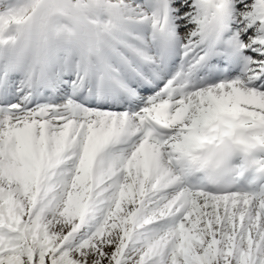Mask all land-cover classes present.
Instances as JSON below:
<instances>
[{"label":"snow or ice","instance_id":"1","mask_svg":"<svg viewBox=\"0 0 264 264\" xmlns=\"http://www.w3.org/2000/svg\"><path fill=\"white\" fill-rule=\"evenodd\" d=\"M0 264H264V0H0Z\"/></svg>","mask_w":264,"mask_h":264}]
</instances>
